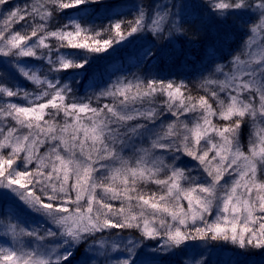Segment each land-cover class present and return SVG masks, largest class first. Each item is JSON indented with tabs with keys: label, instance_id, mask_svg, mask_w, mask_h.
<instances>
[{
	"label": "snow or ice",
	"instance_id": "6c2138e0",
	"mask_svg": "<svg viewBox=\"0 0 264 264\" xmlns=\"http://www.w3.org/2000/svg\"><path fill=\"white\" fill-rule=\"evenodd\" d=\"M0 264H264V0H0Z\"/></svg>",
	"mask_w": 264,
	"mask_h": 264
},
{
	"label": "trees",
	"instance_id": "16d2710c",
	"mask_svg": "<svg viewBox=\"0 0 264 264\" xmlns=\"http://www.w3.org/2000/svg\"><path fill=\"white\" fill-rule=\"evenodd\" d=\"M145 2L147 3V2H150V0H145ZM188 258H190V257H185L184 259H188Z\"/></svg>",
	"mask_w": 264,
	"mask_h": 264
},
{
	"label": "rangeland",
	"instance_id": "374dc122",
	"mask_svg": "<svg viewBox=\"0 0 264 264\" xmlns=\"http://www.w3.org/2000/svg\"><path fill=\"white\" fill-rule=\"evenodd\" d=\"M209 254H210V252H209ZM188 259H193V257H190V258H188Z\"/></svg>",
	"mask_w": 264,
	"mask_h": 264
}]
</instances>
